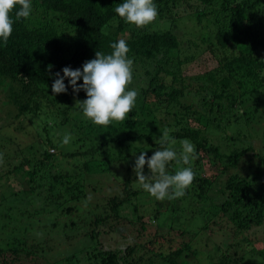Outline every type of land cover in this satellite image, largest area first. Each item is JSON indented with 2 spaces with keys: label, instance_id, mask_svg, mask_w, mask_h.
Wrapping results in <instances>:
<instances>
[{
  "label": "trees",
  "instance_id": "16d2710c",
  "mask_svg": "<svg viewBox=\"0 0 264 264\" xmlns=\"http://www.w3.org/2000/svg\"><path fill=\"white\" fill-rule=\"evenodd\" d=\"M121 2L32 0L31 16L15 20L11 37L6 44L0 43V84L9 87L12 104L18 107L17 116L46 118L55 129L66 122L64 119H72L70 112L82 111L75 105L78 100L87 98L86 92L76 93L69 86L67 93L54 94L51 88L54 74H63L62 69L66 66L82 69L86 61L95 58L97 51L110 54L113 51L111 44L123 38L130 49L128 55L133 60V72L142 76L140 92L146 98L148 93L154 95L158 110L162 108L169 114L160 130L175 141L178 151L185 139L199 154L219 153L227 147L218 154L219 168L228 174L227 178L213 179L196 170L191 186L194 189H187V192L193 190L199 199L205 198V191L220 185H223L220 189L212 191L228 192L222 198L210 197L202 215L205 219L210 216L214 223L216 217H227L228 221L222 226L233 235L264 226V185L254 191L248 174L239 172L240 159L248 158L251 150L255 151L252 156L264 169V0H156L159 19L176 16L180 10L187 12L180 14L183 15L180 18L194 19L201 25L203 41L208 39L207 31L214 34L204 50L215 56L217 63L195 77L185 75L182 66L192 61L197 51L182 47L173 28L150 30V27L137 28L125 23L114 11ZM12 15L15 19L14 12ZM65 83L68 85L67 80ZM82 83V79L78 81V84ZM225 126L234 127L236 132L223 134ZM107 128L113 134L104 136L99 148L106 144L123 146L127 140L160 145L153 141L151 134L122 137L115 125L110 124ZM214 130L221 132V137L212 146ZM252 136L260 138V150L254 145ZM48 141L53 144L51 139ZM59 151L51 152L47 148L39 162L25 160L0 173L1 177L10 178L6 184H0V207L6 209L1 210L0 226L10 227L14 234H19L22 226L26 231H33L27 221L28 200L37 204L31 212L39 214L49 210V215H53L46 217L44 225L41 220L36 223L41 224L45 232L56 230L63 254L54 264H192L187 257L192 247L188 241L169 252H157L149 247L167 233L171 234V229L164 232L156 229L152 237L141 244L129 238L127 248L110 249L103 241H98L102 233L126 235L114 221H120L118 207L138 195V189L133 187L135 179L127 174L126 179L117 184L119 191L109 193L110 200L98 203L95 190L99 179L95 177L97 172L111 170V162L99 155L89 157L88 150L65 154ZM202 157L200 155L199 159ZM145 171H148L147 167ZM197 180L200 182L196 185ZM164 205L157 201L146 218V215L140 216L142 238L148 236L149 219L151 216L159 218ZM128 222L135 223L134 220ZM10 224L14 225L11 227ZM203 227L204 234L210 233L208 223ZM262 232L263 241L259 244L263 247L253 242V249L246 250L253 254L256 264H264V229ZM80 236L83 238L78 242ZM88 236L91 239L86 240ZM74 240L77 243L67 247V243ZM238 242L249 243V238L243 237ZM227 243L225 240L223 245ZM3 248L0 244V254ZM13 251L15 258L22 257L19 251H25L28 257L37 252L22 247ZM208 254L211 258L216 257L208 264H255L250 258L245 260V252L225 251L221 245H215ZM8 261L16 264L18 260Z\"/></svg>",
  "mask_w": 264,
  "mask_h": 264
},
{
  "label": "rangeland",
  "instance_id": "374dc122",
  "mask_svg": "<svg viewBox=\"0 0 264 264\" xmlns=\"http://www.w3.org/2000/svg\"><path fill=\"white\" fill-rule=\"evenodd\" d=\"M180 14L186 15L187 12L178 10V14H175L176 16L161 17L162 19H159L157 16L156 20L146 27H150V30L173 28L179 35L182 47L189 51H197L195 52L196 57L187 64L184 63L182 66L185 75L188 77H195L197 74L204 73L217 63L216 57L209 51L204 50L209 38L214 34L206 30L208 39L206 42L203 41L204 31L201 29V25L196 23L194 19L185 17L180 18V16H183ZM208 29H210V27H208ZM189 44H192V47L188 48ZM141 78L142 76L140 73L134 74L133 72V81L130 87L138 91L133 112L129 114V118L125 121L113 122L112 124L118 127V134L122 137H126L128 134H151L153 141L160 143L159 138L162 136L160 130L161 124L168 119L169 114L162 108L158 110L156 104L157 100L154 95L148 93L146 98V95L140 92V82L142 83V81H140ZM10 94L9 87L7 88L0 84V146H2V149H0V173L7 172L9 169L14 168L25 160H29L31 163L39 162L42 158V152L49 148L51 152H56L58 149L60 153L63 152L64 154L69 151L88 150L90 153L89 157L99 155V158L107 159L111 162V170L97 172V177H95L99 179V183L95 190V194L97 195L96 201L98 203H104L105 199L110 200L109 193L115 194L119 191L117 184L121 182L122 179H126L127 174L135 179L133 187L137 188L139 193L132 198L131 201L118 207L121 214L120 221H114V224L122 228L126 235L120 237V233L116 234V236L109 233H102L98 236V241H103L107 248H116V246L127 248V241H129V238L131 241H134V243L140 242L141 244V242H147L149 238L152 237V234L155 233L156 229L162 232L171 229V234L167 233L161 241L159 240L157 243L149 245V247L154 248L157 252L161 250L169 252L188 241L192 245L187 255L190 262L192 264H208L210 261L212 262L216 259V257L211 258L209 256L208 250H213L215 245H221V248L225 251L229 250L233 252L237 250L241 253L245 252L247 257L245 260L250 258L254 261L253 254L250 251L246 252V250L253 249V242H257V246L263 247V244L259 243L263 241L262 231L264 226L253 227L248 232L233 235V233H229V229H224V226H222L228 221L227 217H216L215 219L217 220L216 223H214V219H209L210 216L205 219L202 215L209 204L210 197L222 198L228 195L226 190L225 192L212 191L220 189L223 185L215 187L211 191H205L204 199H199L193 190L188 192L186 190L183 197L172 200H157L145 191L137 181L134 172V164L136 156L139 155L140 151H147L150 157L155 150L162 147L161 144L153 146L151 143L146 144V142L142 141L133 143V141L127 140L123 146L119 144L115 146L106 144L103 145L102 148H99L102 138L113 134L111 131H108L107 126L92 123L83 115L82 111L70 112L72 119L68 121L64 119L66 122L60 123L58 127L62 126L58 129L50 127L51 125L46 118L40 117V119H35L33 117L25 118L23 116L19 118L17 116L18 107L12 104V96H10ZM143 109L146 111L143 112ZM59 119L57 120L58 122ZM46 122L49 126L48 128H45L47 126ZM225 127L226 131L223 132L225 135L234 134L236 132L234 127ZM245 130H247V128ZM65 135H70V142L68 144L62 143ZM212 135L214 138L212 146H214V143L220 140L219 137H221V132L214 130ZM49 139L52 140L51 142H53V144L48 141ZM72 140L78 141V143ZM252 140L256 148L260 150V138L258 136H252ZM55 145H57V147ZM176 145L177 144L174 143L172 147L179 153L180 151H178ZM226 148L227 147L221 149L219 153L211 154L209 151L205 154H199L195 149V158L191 160L190 166L194 171L199 170V174L201 173L203 176H210L213 179H226L228 174L221 170L218 164V159L220 157L218 154H221L222 150ZM253 152L255 153V151L251 150L249 152L250 154H247L248 158L240 159L239 172L242 175L248 174L250 185L253 187L254 191L256 190L257 192L260 190V187L264 185V169L261 168V164L252 156V154H254ZM200 155H203L202 159H199ZM127 166L130 167V170L127 169ZM146 167L147 165H145V168ZM183 167H185V165L178 157V161L171 162L168 171L170 174H172V172L174 174ZM144 174L146 176L150 175V170L148 169L146 172L144 169ZM9 180V177H1L0 175L1 185L6 184ZM199 182L200 181L197 180L196 185ZM191 186L189 188H193ZM157 201H161L165 204L162 210L163 213L159 218L154 219L151 216L149 219L150 225L148 224V236L147 238H142V232L139 230L140 221L138 220L141 215H146L144 217L146 218L154 205L157 204ZM27 203H30L27 211V221L30 223V228H32L33 231H26L22 226L23 230H21L19 234H14L11 232L10 227L4 229L3 226H0V244L4 247L3 252L0 254V264H11L8 260L12 258L18 260L15 261L16 264H54V261L59 260L58 258L62 259L63 251L61 249H63V247L60 248L58 245L59 239L56 236V230L49 233L45 232L46 229L40 226L41 224L44 225L46 217H53V215H49L47 212L49 210L39 214L31 212L37 204L26 200V204ZM2 209L6 210L0 207V218L2 217ZM21 220H23L22 217L20 219V224L22 225L23 222H21ZM40 220L43 221L41 224L36 223ZM129 220H134L135 223H129ZM206 223L210 226V233L204 234L201 230ZM13 225L10 224L9 226L12 227ZM92 226L95 227L94 225ZM87 227L91 228V226L88 225ZM217 228L219 229L215 232L212 230ZM247 236L249 238V243L238 242L239 239L242 240L243 237ZM82 238L83 237L80 236L77 241L79 242ZM89 239H91V236H88L86 240ZM225 240H228V243L223 245ZM77 241L74 240L71 244L67 243V247H70L73 243H77ZM16 247L30 250L36 249L37 252H32V255L28 257L25 256V251H19V255H22V257L15 258L16 256L13 249ZM75 247L73 249H75ZM240 261L241 260H239V263ZM254 263L256 264V261H254ZM258 263H260V261H258Z\"/></svg>",
  "mask_w": 264,
  "mask_h": 264
},
{
  "label": "clouds",
  "instance_id": "9594fccd",
  "mask_svg": "<svg viewBox=\"0 0 264 264\" xmlns=\"http://www.w3.org/2000/svg\"><path fill=\"white\" fill-rule=\"evenodd\" d=\"M114 11L125 23L137 28L151 25L159 15L156 0H122ZM32 12V0H0V43L6 44L11 37L15 20L27 19ZM111 48L113 51L110 54L97 51L95 58L86 61L82 69L64 67L63 74H54L51 85L54 94L67 93L69 86L76 93L85 91L87 98L78 100L75 106L80 107L83 115L92 123L102 126L128 119L138 96V91L130 87L133 81V60L128 55L130 49L127 41L118 39L111 44ZM81 79L83 83L78 84ZM69 142L70 135H65L62 143ZM159 142L162 147L150 157L147 151H140L136 156L134 172L137 181L157 200L183 197L196 176L190 166L191 160L195 158V146L185 139L181 142L178 153L172 147L175 141L170 140L167 133H162ZM178 157L185 167L170 174L168 168L171 162L178 161ZM145 165L150 170V175L144 174Z\"/></svg>",
  "mask_w": 264,
  "mask_h": 264
}]
</instances>
